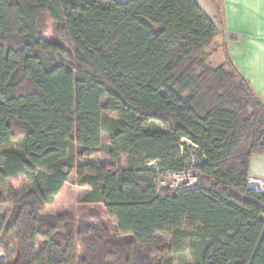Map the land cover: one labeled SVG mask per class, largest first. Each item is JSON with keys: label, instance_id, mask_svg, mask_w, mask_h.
I'll list each match as a JSON object with an SVG mask.
<instances>
[{"label": "trees", "instance_id": "trees-1", "mask_svg": "<svg viewBox=\"0 0 264 264\" xmlns=\"http://www.w3.org/2000/svg\"><path fill=\"white\" fill-rule=\"evenodd\" d=\"M217 34L195 0H0V182L28 184L8 201L9 264L116 258L117 245L87 235L77 260L72 242L40 219L75 166L89 188L80 203L102 206L132 238L125 262L139 249L171 264L156 235H170L179 252L184 226L200 244L193 264H264V192L247 187L252 157L264 154V102L227 54L225 65L207 64ZM51 53L68 54L75 72ZM108 114L116 119L106 127ZM101 146L110 164L75 165ZM191 166L193 188L154 183Z\"/></svg>", "mask_w": 264, "mask_h": 264}, {"label": "rangeland", "instance_id": "rangeland-1", "mask_svg": "<svg viewBox=\"0 0 264 264\" xmlns=\"http://www.w3.org/2000/svg\"><path fill=\"white\" fill-rule=\"evenodd\" d=\"M117 1L124 2L126 0ZM44 38L47 42H50L52 40L51 23L47 18L46 34ZM212 45L214 44H211L209 48H211ZM213 47V52L215 54L213 58L214 62H219L215 65H211V63L207 61V64L210 63V65L214 68L218 65L223 64V60L220 49H218V47L216 46ZM211 53L212 52H210L209 50L207 54L208 57L211 55ZM51 55L56 62L75 72L74 66L71 63L68 54L51 53ZM112 119H116L115 115L108 114L104 120V124L106 125V127L112 123ZM154 126L156 128H161V126L157 123H155ZM182 142H184V140H182ZM73 151H75V149ZM191 153L192 155H194L193 151ZM254 161L256 160H253V162ZM1 164L2 161L0 159V165ZM84 164H110V160L106 154L105 146H101L94 155L83 158L81 160H77L75 162V165ZM121 166L124 170L127 168L126 157L121 159ZM151 166L157 168L156 164H153ZM75 169L76 166L69 174L62 191L56 197L54 203L51 206H48L40 211L39 216L43 224L54 227L58 233L72 242L77 260H81L86 257V251L80 246L77 239L79 237L87 235H98L101 236L104 241H107L109 243L112 242V244L117 245L112 246V248L114 251L118 248V251L116 253L119 256L113 255L116 258L110 261L111 264H153V258L145 251L139 249H131V252L129 250L127 252L129 260L125 262L126 254L123 257L120 252L122 251L123 244L129 243L132 238L128 235H122L119 233L115 221L106 215L105 210L102 206H84L80 203L81 199L88 193L89 188L78 185ZM259 180L264 183L261 179ZM170 181L171 179L165 176V178L161 179L159 183L157 181V188L159 190L165 189L163 187H165V184H167V182L170 183ZM198 182L199 181H197V183ZM172 184L175 183L173 182ZM27 189L28 184L22 176L7 180L3 183L0 182V264H9L12 261L14 255L12 240H6L4 235L2 234L3 227L12 211V205L8 201L17 199ZM173 191L175 190H170L169 192ZM93 214L97 215L98 219H91L87 221L93 216ZM181 231L184 235L179 252H174L172 250V239L170 235L158 234L156 235V237L167 243L166 248L168 246L169 250L166 251L165 257L166 259H170L171 264H193V254L196 251L195 248L199 243H196L197 239L195 233H193L191 230L186 229L183 226L181 227Z\"/></svg>", "mask_w": 264, "mask_h": 264}, {"label": "crops", "instance_id": "crops-1", "mask_svg": "<svg viewBox=\"0 0 264 264\" xmlns=\"http://www.w3.org/2000/svg\"><path fill=\"white\" fill-rule=\"evenodd\" d=\"M195 1L218 30L211 42L214 45L209 48L210 44L205 50L206 54L209 50L212 52L207 61L211 65L219 62L213 59V46L218 47L223 60L221 65H225L227 54L264 102V0H214L219 12L211 0ZM250 176L264 182V154L252 157Z\"/></svg>", "mask_w": 264, "mask_h": 264}, {"label": "built area", "instance_id": "built-area-1", "mask_svg": "<svg viewBox=\"0 0 264 264\" xmlns=\"http://www.w3.org/2000/svg\"><path fill=\"white\" fill-rule=\"evenodd\" d=\"M184 142L187 143V145H191L190 142L187 141L186 139H184ZM193 162L194 161L192 160V164ZM153 164L155 163L149 162L147 165L151 166ZM165 176L169 177L171 181L170 183L167 182V184H165V187H163L165 188L164 190H169V191L177 190L182 187L193 188L197 185V178L192 172V166L189 169H186L184 172H181V173H160L158 174L154 182L156 186H158L157 181L159 183L161 179L165 178ZM173 182L175 184H172ZM247 187L249 189L257 190L259 192H264V183H262L259 179L252 177V176H250L247 180Z\"/></svg>", "mask_w": 264, "mask_h": 264}]
</instances>
